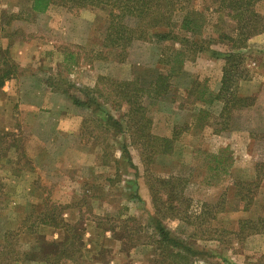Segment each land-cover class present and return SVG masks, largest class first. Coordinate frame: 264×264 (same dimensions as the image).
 <instances>
[{
	"label": "rangeland",
	"instance_id": "rangeland-1",
	"mask_svg": "<svg viewBox=\"0 0 264 264\" xmlns=\"http://www.w3.org/2000/svg\"><path fill=\"white\" fill-rule=\"evenodd\" d=\"M253 1L263 21L252 23L264 37V0ZM220 2L191 0L187 6L196 23L189 40L204 50L186 51L173 89L161 101L146 99L148 121H141L116 94V83L134 76L151 80L171 55L167 47L183 45L148 39L124 50L106 48V8L74 13L51 6L36 15L30 12V0H0V48L9 44L7 56L0 49V67L8 66L3 64L7 58L18 65L10 48L26 43L16 54L31 66L18 69L15 79L23 80L22 105L37 107H14L11 131H4L6 121L0 117V133H15L0 141L1 235L5 218L26 214L28 228L40 213L55 208L61 216L62 208L71 207L81 213L78 229H113V249L108 245L98 252L94 235L89 239L95 243L85 241L87 247L76 239L68 253L48 245L50 264H264V50L240 51L243 78L237 92L255 102L248 112L234 114L219 134L214 129L221 128V105L203 104L196 101L199 92H187L196 81L214 93L228 38L236 40L244 27L217 11ZM172 22L165 30H180V16ZM49 42L59 46L58 55H48L53 51ZM46 76L66 95L51 99L38 93V80ZM69 95L87 107L72 105ZM62 115L79 116V132L56 131ZM174 132L171 153L160 155L164 145L156 138H172ZM156 221L182 247L160 243ZM244 221L251 224L240 228ZM37 239L21 232L7 241L0 248V264H16L12 254L21 255L22 264H36L32 259L41 260Z\"/></svg>",
	"mask_w": 264,
	"mask_h": 264
},
{
	"label": "trees",
	"instance_id": "trees-1",
	"mask_svg": "<svg viewBox=\"0 0 264 264\" xmlns=\"http://www.w3.org/2000/svg\"><path fill=\"white\" fill-rule=\"evenodd\" d=\"M190 2L191 0H30L29 9L31 13L39 15L46 13L51 6L65 7L70 11H74V13L86 8H106L108 10L106 19L107 31L105 35L106 48H119L124 50L134 41L148 39L157 44L173 41L183 45L182 48L167 47L171 55L165 61H162L164 68L157 71L151 80L134 76L130 80L116 83V87L119 89L116 94L122 103L129 108V113L138 116L141 121H148V116L143 106L144 101L146 99L151 101L165 99L168 92L173 89L177 76L182 72L183 63L186 60V51L192 50L196 53L197 50L200 53L204 50L197 42L189 40L196 34V30H194L196 26L195 20L191 17L192 13L190 14L186 10ZM254 4L253 0H221L220 10L217 11L225 12L227 18L236 22L237 26L243 25L244 27L238 30V39L233 40L232 38H228V44L226 45L228 52L221 55L224 59V65L222 67V76L218 92L212 94L207 88L196 81L190 84V88L187 91L189 92L188 96L193 95L196 91L199 92L200 96L196 97V101L198 102L203 104L218 103L221 105V111L217 117V120L219 122L221 121V128L219 130L214 129L215 134H219L229 127V122L234 117V114L242 111L248 112L255 102L252 96H240L237 92V84L243 78V72L240 68L242 64L240 51L246 48L247 41L251 37L263 32L262 30H258V26L252 23L263 21L262 17L254 11ZM175 16H180V30H165L172 27V19ZM245 28L248 30H242ZM8 47L9 44L5 48H0L6 56L9 52ZM212 54L217 56L219 53L213 52ZM6 62L8 64L3 63L5 66L8 65L5 69L0 67V87L6 81L14 78L19 69V66L10 58H7ZM85 92L89 95L92 93V90L85 89ZM61 93L65 94L66 92L62 91ZM69 99L72 105L76 107H87L85 102L74 96L69 95ZM92 102H94V99ZM104 115L106 119L112 120L119 129L120 126L122 129V125L115 122L108 113L104 112ZM214 124L217 125V123ZM177 135L174 132V137L172 138H156L157 142L164 145L160 151V155H169L171 153V147L177 140ZM9 137H15V133H0V141ZM162 145H159L160 148ZM169 209L175 210V207L169 205ZM55 210L57 209L54 208L50 213H47V211L40 213V216L37 217L36 224L33 223L28 228H24L25 223L29 220V217L26 216L16 230H5L2 235L0 231V248L2 251L5 249L4 244L6 245L7 241L20 236L21 232L30 235L36 234L38 238V245H36L38 247L35 251L37 256L40 255L41 260L35 257L32 261H36V263L40 261L50 264L51 260L49 255L51 254L47 253L46 250L48 245L60 248V254H62L71 251L70 248L71 246H75L76 239L83 244L82 239L85 228H77L80 222L74 225L65 223L62 219V212L61 216H59L57 211L55 213ZM249 224L251 222H241L240 228L247 227ZM40 225L63 229L66 234L64 241L56 243L44 240V236L39 235L37 231ZM156 229L161 236L160 243L182 247L180 242L171 237L170 233L158 221H156ZM107 231L114 233L113 229H108ZM74 249L77 248L74 247ZM75 252L72 251L73 254ZM12 253L4 254L9 255ZM72 253L71 255H73ZM12 256V261L16 264L18 262L19 264L23 263L20 260L21 255L12 254ZM24 256L26 259H29L28 254L24 253ZM26 259L25 262L28 261Z\"/></svg>",
	"mask_w": 264,
	"mask_h": 264
},
{
	"label": "crops",
	"instance_id": "crops-1",
	"mask_svg": "<svg viewBox=\"0 0 264 264\" xmlns=\"http://www.w3.org/2000/svg\"><path fill=\"white\" fill-rule=\"evenodd\" d=\"M49 43L53 51L50 52L48 55L49 56L58 55L59 53H57V50L59 46L54 45L52 42H49ZM263 43H264V37L262 35H255L247 41L246 48L242 49L241 51H246V50L248 51V50H251L252 48L264 50L262 48ZM18 48H21V49L26 48V43H14V45H12V47L10 48V53H12L11 54L12 57L16 59V62L18 63L20 71L28 70L31 65L28 64V62L24 60L23 56H18L16 54V51ZM11 50H13L15 56H13V52H11ZM60 62L63 63L64 59H61ZM259 66H260V69H262L261 65ZM221 76H222V72L220 71V74H218V87H216V89L213 91L214 93H217L219 90ZM48 79L49 78L46 76L45 78L38 80L39 89L36 88L37 92L42 95L43 94L49 95V98L51 99H53V97L58 96V95L62 96L63 94L56 91L55 88L51 85V83H49L50 81ZM21 81L23 80L21 79L18 82L14 77L6 81L4 85L0 87V117L2 116L6 121L5 127H3L4 131L12 130L13 121L11 118V114H12L11 112L14 107H16L19 111H23V110L28 111L29 109L31 111L37 110L36 106L26 107V105H22L23 91H20L21 89L20 87L22 84ZM62 113H64V111H62ZM81 123H82V120L80 119L79 116L71 117V116L62 115L60 119L56 120L54 127L56 128V131H60L64 133H75V132H79ZM62 210H63L62 219L65 223L74 225L80 222L81 219L79 218V216L81 215V213L79 210L71 208V207H66ZM19 214L17 217V219L19 218L18 220L15 217H13L15 219L5 218L4 220L6 221L4 222L5 230L13 231V230H16L20 226V223L24 220V218L26 217V214H23L22 216H20ZM12 224H15V225H12ZM37 231H38V234L44 236L43 237L44 240L48 242L61 243L64 241V238L66 236L65 231L63 229L54 228L50 226L40 225ZM83 233L84 234H83L82 241L84 245L88 244V243H85V241L92 242V240L89 239V236L92 237V235H94L96 237L98 236L99 242H96L99 245L98 252H100L103 248H107L108 245H112V246H109V249H113V244H111L109 240L116 239V236L114 233H111V231H104V230L99 229L98 226H95V227H90L88 229L85 228ZM26 235L31 236L30 234H26ZM92 243H95V242H92ZM88 253H90V255H94L97 252L93 253L91 252V250H89ZM40 264H46V263L40 262Z\"/></svg>",
	"mask_w": 264,
	"mask_h": 264
}]
</instances>
